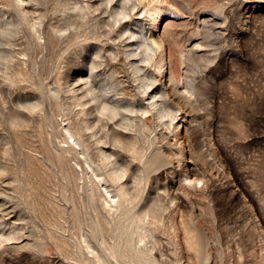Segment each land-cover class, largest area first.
Returning a JSON list of instances; mask_svg holds the SVG:
<instances>
[{
  "label": "rangeland",
  "instance_id": "obj_1",
  "mask_svg": "<svg viewBox=\"0 0 264 264\" xmlns=\"http://www.w3.org/2000/svg\"><path fill=\"white\" fill-rule=\"evenodd\" d=\"M0 264H264V0H0Z\"/></svg>",
  "mask_w": 264,
  "mask_h": 264
}]
</instances>
